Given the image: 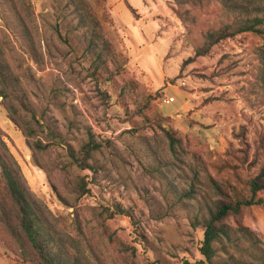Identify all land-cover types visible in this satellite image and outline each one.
Listing matches in <instances>:
<instances>
[{"label": "rangeland", "instance_id": "rangeland-1", "mask_svg": "<svg viewBox=\"0 0 264 264\" xmlns=\"http://www.w3.org/2000/svg\"><path fill=\"white\" fill-rule=\"evenodd\" d=\"M19 4L20 15L0 0L3 72L12 73L9 97L0 96V156L17 167L55 247L72 264L75 255L82 264L200 260L213 185L244 196L264 163V34L224 39L186 61L209 31L264 17V0ZM11 104L34 129L30 140ZM88 142L97 149L81 168ZM229 223L251 229L264 255V208ZM250 247L242 239L214 264H257ZM0 264H37L1 224Z\"/></svg>", "mask_w": 264, "mask_h": 264}, {"label": "trees", "instance_id": "trees-1", "mask_svg": "<svg viewBox=\"0 0 264 264\" xmlns=\"http://www.w3.org/2000/svg\"><path fill=\"white\" fill-rule=\"evenodd\" d=\"M13 4V9L18 15L21 14L20 0H9ZM77 4L78 10L86 9V0H71ZM26 2L27 1H23ZM25 9V8H23ZM83 14L90 16L89 11ZM264 34V17L260 15L238 18L234 23L228 24L218 30L209 31L205 35V43L200 47L194 57L189 58L190 62L199 56L206 55L218 42L233 38L242 33ZM91 47H98L91 42ZM104 50L99 51V58H102ZM8 68L3 47L0 45V96L9 97V93L3 88V83L7 85L12 78V73L5 74L4 69ZM104 68L103 66L100 67ZM99 69V71H100ZM104 70V69H103ZM106 73L105 71H102ZM150 98L147 100V107L150 105ZM11 106V119L22 127L28 140L34 137L33 128L30 125L20 123V109L14 104ZM25 111V108H23ZM147 120L149 115L147 113ZM22 124V125H21ZM171 143L176 142L170 129H165ZM1 138V137H0ZM35 150L41 148L40 142H29ZM261 154L264 155V138L261 141ZM97 149L94 142L83 145L80 155L76 158L77 164L81 168L89 167L93 151ZM1 178H0V224L4 230L12 237L20 254L25 260L35 261L37 264H72L69 255L62 249H57L53 244V235L44 226L43 217L38 212V207L28 188L19 176L17 167L10 161L0 156ZM247 193L239 197L234 195L223 184L215 183L213 191L215 199L210 206L207 215L202 221L203 239L201 241L200 252L202 258L197 261H185L183 264H214L220 253L228 254L232 246L239 247L240 240L246 239L251 242L252 252H255L254 259L257 264H264V255L261 253L262 242L257 235L248 227L237 224L232 225L229 220L239 216L244 209L252 207L264 208V163L258 173L250 178L247 183ZM184 198H192L191 194H185ZM45 213V212H43ZM46 214V213H45ZM71 258V257H70ZM75 264L80 263L77 255L74 256Z\"/></svg>", "mask_w": 264, "mask_h": 264}, {"label": "built area", "instance_id": "built-area-1", "mask_svg": "<svg viewBox=\"0 0 264 264\" xmlns=\"http://www.w3.org/2000/svg\"><path fill=\"white\" fill-rule=\"evenodd\" d=\"M173 100V99H172ZM168 102H170L171 101V99H169V100H167Z\"/></svg>", "mask_w": 264, "mask_h": 264}]
</instances>
